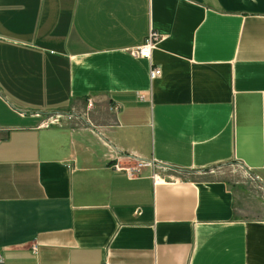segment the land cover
Masks as SVG:
<instances>
[{
    "label": "crops",
    "instance_id": "crops-1",
    "mask_svg": "<svg viewBox=\"0 0 264 264\" xmlns=\"http://www.w3.org/2000/svg\"><path fill=\"white\" fill-rule=\"evenodd\" d=\"M230 163L264 189V0H0L2 264H264L238 188L177 174Z\"/></svg>",
    "mask_w": 264,
    "mask_h": 264
},
{
    "label": "rangeland",
    "instance_id": "rangeland-1",
    "mask_svg": "<svg viewBox=\"0 0 264 264\" xmlns=\"http://www.w3.org/2000/svg\"><path fill=\"white\" fill-rule=\"evenodd\" d=\"M86 106L88 107V105ZM78 117L83 116L81 114ZM66 118L72 119L69 116H66L65 120H67ZM86 122L88 123V119H86ZM121 165L123 171H125V169H129L130 172L131 170V175H137L141 169L149 167H137L139 169H137V172H134L137 166L136 163L126 162L122 163ZM177 174L188 178H197L208 175L229 181L233 184V187H237V190H239L238 195L236 194L234 196V207L236 215L243 219H264V189L262 190L257 181H255L248 172H246L236 164H222L203 171L191 173L177 172Z\"/></svg>",
    "mask_w": 264,
    "mask_h": 264
},
{
    "label": "built area",
    "instance_id": "built-area-1",
    "mask_svg": "<svg viewBox=\"0 0 264 264\" xmlns=\"http://www.w3.org/2000/svg\"><path fill=\"white\" fill-rule=\"evenodd\" d=\"M160 37L159 35H157L156 33H154L153 31H150L148 32L147 36L144 38V40L142 41V43L137 46L136 48H134L132 51H131V54L137 58H142V59H148L149 58V53L150 51L154 48V46L157 44V42L160 41ZM159 75V70L156 69V68H150L149 69V78L150 79H153L155 77H157ZM91 102H88L87 105L88 106H91L90 104ZM57 122V120L53 117H49V118H46L44 119L42 122H40L38 125L39 126H42V127H49V126H52V125H55ZM96 135H98L97 139L98 141H100V143H102L103 145H105L101 139V134H99L98 132L96 133ZM129 159V157L127 158ZM119 160L120 158H116L115 159V163L111 166V168L113 170H122L121 167L118 166V163H119ZM134 161L136 162L137 166H136V169L134 172H137V167H142V166H150L151 165V162H145L143 160H135ZM125 171L131 175V170L129 172V169H125ZM153 180L157 177H152ZM2 258L0 256V264H2Z\"/></svg>",
    "mask_w": 264,
    "mask_h": 264
}]
</instances>
